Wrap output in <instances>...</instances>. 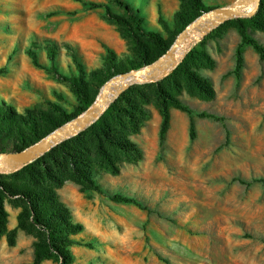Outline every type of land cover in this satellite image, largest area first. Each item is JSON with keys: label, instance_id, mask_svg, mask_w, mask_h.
<instances>
[{"label": "rangeland", "instance_id": "obj_1", "mask_svg": "<svg viewBox=\"0 0 264 264\" xmlns=\"http://www.w3.org/2000/svg\"><path fill=\"white\" fill-rule=\"evenodd\" d=\"M128 1L140 9L143 29L114 0H0V111L10 131L0 135V150L32 145L30 124L50 133L75 118L113 77L105 62L110 51L116 63L157 60L160 44L150 31L174 42L185 28L177 13L192 10L187 0ZM235 1L203 0L207 11ZM243 28L264 43V11L203 33L166 76L127 87L95 122L27 169L0 171L8 179L17 172L12 179L21 187L56 193L58 204L48 209L67 216L59 210L66 209L82 226L72 236L78 243L70 247V264H264V181L249 182L264 178V58L246 45L236 74ZM48 47H57L54 64ZM73 53L85 68L84 83L66 77L77 68ZM188 53L190 77L179 67ZM158 87L196 111L192 117L171 106L163 142ZM204 111L219 118L198 114ZM70 155L109 194L135 197L148 209L71 179L58 184L71 171ZM4 203L0 264H32L38 244L48 245L47 235L33 224L23 200ZM41 264L61 262L51 254Z\"/></svg>", "mask_w": 264, "mask_h": 264}, {"label": "trees", "instance_id": "obj_2", "mask_svg": "<svg viewBox=\"0 0 264 264\" xmlns=\"http://www.w3.org/2000/svg\"><path fill=\"white\" fill-rule=\"evenodd\" d=\"M120 7L124 8L125 11L130 12V15L139 29H143L142 22L144 21V18L140 15V9H136L134 7V4L132 2H129L128 0H114ZM187 2L190 4L189 7L192 8L191 11L188 13L182 14L181 12L177 13V17L181 24L186 27L190 22H192L196 17H198L202 12L207 11V7L204 5L203 0H187ZM264 11V0L260 1V5L258 8V13L254 16L250 17V19L254 20L257 15ZM111 18L117 19L119 21H123L124 19L121 17H115L110 16ZM183 30V29H182ZM151 36L153 39L159 42L161 54L167 52V50L170 48L173 42L165 43L162 41L161 36L159 33L150 31ZM242 34V40L238 46V56H237V64H236V74L240 75L241 68L243 67V48L246 45H251L262 58H264V43L260 42L255 37L251 36L246 28H243L241 31ZM57 54V47H48V55L51 62L54 64ZM115 54L111 51L109 52L108 59H106V70L109 74V78L116 74H120L126 71H129L130 69H136L143 66L145 63H152V59H146L144 63L141 64H135L129 60H126L127 63H116L114 61ZM190 54L188 53L184 60L179 64V67H184L185 63L188 59ZM72 57L77 65L76 71L71 74V76L66 75L67 78H70L71 82L78 83L80 81L81 83L85 82L87 80L86 71L83 66V63L79 60L77 54L73 53ZM38 63V61H35ZM183 71L186 75L190 77V71H188V68H183ZM199 80V79H198ZM198 86L206 88V84L204 83L201 86V82L199 81ZM83 92V91H82ZM158 95L160 97V102L163 108V123L160 131V137L163 142V140L166 137L167 130L170 126V107L174 106L178 109L184 110L188 112L192 117L195 115L196 111L190 107L187 103L182 101L181 99L172 96L165 88L158 87ZM96 99L93 98L90 101L85 102L84 105L79 109V111L76 113V116H79L83 112H85L95 101ZM106 113H109L107 110ZM200 116H209V117H215L219 118L215 114H211L208 112H199ZM99 119V121L103 122ZM70 117H67V120H69ZM6 120L5 115L2 111H0V135L9 136V128L5 124L3 125V122ZM98 124H100L98 122ZM62 123L56 124V126L52 129L61 126ZM95 126V124H94ZM97 126V124H96ZM30 129L32 133L34 134V140L33 144L43 137H45L49 132L46 130H42L37 128L34 124H30ZM22 131V129L20 128ZM51 130V131H52ZM105 130V128H104ZM191 134L194 136L195 134V125L192 122L191 124ZM112 144L115 146L123 149V150H129L131 147L130 145L124 144L120 140H112ZM22 148L21 150H23ZM1 152L6 151L5 148H1ZM68 162L70 164V173L68 177H62L57 180L58 184L63 183L67 179L74 180L82 185L83 189L89 188L92 190H96L100 193H104L113 200L126 202V203H133L143 209H148L142 202H140L137 198L132 196H127L121 193H114L109 194L107 191L102 189L99 184L94 180V178L86 171H83L78 166V158L74 155H70L67 157ZM32 163H29L25 165L23 169H27L29 166H31ZM17 172H14V174L11 176L14 178L17 176ZM51 174V173H50ZM12 178H0V237L4 233L6 229L7 224V217L8 212L5 208V199L6 198H13L18 197L21 200H23L26 203V211H31V214L29 213V218H31V221L33 224H35L40 230L44 231L47 235L48 245L44 247L43 245L37 246V249L35 251V257L32 264H41L45 258H47L49 255L54 254L61 262V264H70L73 261L72 251L70 247L73 244L78 243V241L75 240L74 237H72L78 230L82 228L81 225H76L73 221L71 216L69 215L68 211L66 209H59L62 210V212H65L67 216H65L63 213H60L58 211H54L53 209H48V207H55L56 204H58V197L56 193H52L51 195H44V193H40L38 191H35L30 188H25L17 185ZM240 182H246L244 179H239ZM264 181V178H253L250 183L253 182H259ZM23 224V223H21Z\"/></svg>", "mask_w": 264, "mask_h": 264}, {"label": "water", "instance_id": "obj_3", "mask_svg": "<svg viewBox=\"0 0 264 264\" xmlns=\"http://www.w3.org/2000/svg\"><path fill=\"white\" fill-rule=\"evenodd\" d=\"M254 1H256V6L249 12H243V9ZM260 1L261 0H236L234 3H232L229 6L214 8V9H210L208 11L202 12L198 17H196L192 22H190L183 30H181V32L177 35L176 39L174 40L170 48L167 50V52L164 53L162 56H160L157 60L141 68L132 69V70L117 74L113 76L110 80H108L102 87L100 96L96 98L93 104L85 112L67 121L65 124L55 128L50 133H48L45 137H43L39 141L35 142L34 144L28 146L27 148L21 151L1 153L0 154V171H4L2 169L5 168L8 164H12L13 162L19 164L18 167H21V166H24L34 161L35 159L40 157L43 153H45L51 148V147L48 148V144L53 138L65 140L67 138L72 137L73 135L80 133L82 130H85L88 127V123H89L92 113L99 106L100 100H102L105 97L107 90L111 86V82L113 79H117L120 76L128 77L136 73L147 74V73H152V72H158L164 65L166 57L172 54L173 51L180 45V43L182 42L184 36L186 35L190 27L201 26L204 19L208 17H213L216 20L220 21V23L216 24L217 26H219L221 23L233 17H240V16L252 17L257 12L259 5H260ZM18 167L13 168V169H17ZM13 169H10L8 171H11Z\"/></svg>", "mask_w": 264, "mask_h": 264}, {"label": "bare ground", "instance_id": "obj_4", "mask_svg": "<svg viewBox=\"0 0 264 264\" xmlns=\"http://www.w3.org/2000/svg\"><path fill=\"white\" fill-rule=\"evenodd\" d=\"M256 6V1L252 2L250 5L245 7L243 9V12H249ZM217 23H220V21L216 20L213 17L205 18L202 22L201 26H194L190 27L184 36L182 42L180 45L173 51L172 54L168 55L166 57V60L164 62V65L158 72H152L147 74H132L128 77L120 76L117 79H113L111 82V86L108 88L107 93L105 97L100 100L99 106L97 109L92 113L88 126L95 122L98 117L102 114V112L118 97V95L125 90L127 87L136 84V83H142L146 81H152V80H158L164 76H166L168 73H170L178 64V62L184 57L185 53L188 51V49L191 47L192 43L203 35V33L213 29L214 27H217ZM101 92L97 96V98L100 96ZM63 139H57L53 138L51 139L50 143L48 144V148L56 145L58 142L62 141ZM19 164L13 162L12 164H8L5 168L2 170L8 171L10 169L18 167Z\"/></svg>", "mask_w": 264, "mask_h": 264}]
</instances>
